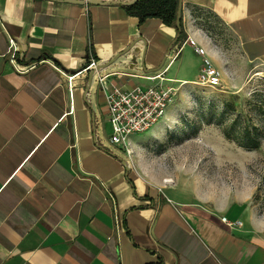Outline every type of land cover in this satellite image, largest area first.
<instances>
[{"label": "crops", "instance_id": "crops-1", "mask_svg": "<svg viewBox=\"0 0 264 264\" xmlns=\"http://www.w3.org/2000/svg\"><path fill=\"white\" fill-rule=\"evenodd\" d=\"M99 1L0 0V264H264L253 190L196 194L163 178L145 139L110 141L113 85L146 87L160 72L165 85L187 84L201 57L172 46L175 26L107 3L130 0ZM181 2L186 38L219 71L264 63V0ZM197 10L226 25L242 66L199 27ZM89 52L102 67L85 95Z\"/></svg>", "mask_w": 264, "mask_h": 264}, {"label": "rangeland", "instance_id": "rangeland-1", "mask_svg": "<svg viewBox=\"0 0 264 264\" xmlns=\"http://www.w3.org/2000/svg\"><path fill=\"white\" fill-rule=\"evenodd\" d=\"M195 15L211 41L230 61L242 66L239 48L226 25L204 10ZM243 70V75L220 71L217 87L198 84V75H191L190 83H177L167 118L129 139H145L156 168L171 184L208 198L224 190L242 195L253 190L252 202L264 209V135L254 150L242 148L224 135V130L236 133L252 125L263 131L259 107L264 100V63H248Z\"/></svg>", "mask_w": 264, "mask_h": 264}, {"label": "built area", "instance_id": "built-area-1", "mask_svg": "<svg viewBox=\"0 0 264 264\" xmlns=\"http://www.w3.org/2000/svg\"><path fill=\"white\" fill-rule=\"evenodd\" d=\"M183 44L190 45L194 52L201 57V68L197 83L207 87L220 85L221 72L213 65L205 49L191 38H186L181 43V45ZM16 52V47L10 41L7 56L12 63L16 61ZM96 66L97 62L89 52L86 70L96 68ZM15 70L19 71L16 66ZM162 74L163 72H160L147 77L148 80L155 82L146 87L134 86L123 89L113 85L109 89L106 95V105L111 126L110 141L112 143L120 144L126 148L129 135L146 132L163 118L167 108L174 100L176 88L172 85L163 84ZM68 79H71V77ZM99 82L101 88H104V77L99 78ZM222 221L227 222L225 218H222Z\"/></svg>", "mask_w": 264, "mask_h": 264}, {"label": "trees", "instance_id": "trees-1", "mask_svg": "<svg viewBox=\"0 0 264 264\" xmlns=\"http://www.w3.org/2000/svg\"><path fill=\"white\" fill-rule=\"evenodd\" d=\"M123 7L126 13L136 17L139 23L148 18H158L164 25L175 26L178 0H137L133 5H124ZM176 30L177 38L172 43V46H179L186 39L181 20L180 26ZM259 110L264 116V100H262ZM262 129L264 131V123ZM263 131L252 125L251 127L245 126L242 130L236 131V133L231 130H224V135L229 140L236 141L238 146L247 150H254L260 146V138L264 135Z\"/></svg>", "mask_w": 264, "mask_h": 264}, {"label": "water", "instance_id": "water-1", "mask_svg": "<svg viewBox=\"0 0 264 264\" xmlns=\"http://www.w3.org/2000/svg\"><path fill=\"white\" fill-rule=\"evenodd\" d=\"M67 2H72V3H78V4H84V3H90V4H102L104 2L99 1V0H65ZM137 0H130V1H112V2H107V3H116V4H121V5H125V6H129V5H133ZM181 0H178V8H177V15H176V20H175V27L179 28L180 26V20H181ZM177 38V36H176ZM176 38L174 39V41L176 40ZM136 41L132 42L130 44V46L126 49V51H128L134 44ZM170 49H168L167 53L169 52ZM119 55H116L115 57H113L111 60H115ZM102 66H96V68L90 69L88 74H87V86L85 89L84 94L86 95V92L88 91L90 84L92 82L93 76L95 75V73L101 69ZM125 165V162H124Z\"/></svg>", "mask_w": 264, "mask_h": 264}]
</instances>
